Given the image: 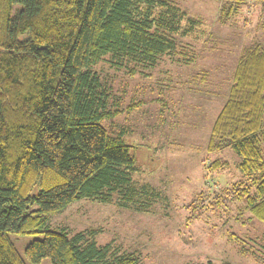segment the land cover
<instances>
[{
    "label": "trees",
    "instance_id": "16d2710c",
    "mask_svg": "<svg viewBox=\"0 0 264 264\" xmlns=\"http://www.w3.org/2000/svg\"><path fill=\"white\" fill-rule=\"evenodd\" d=\"M251 1L264 12V0H215L219 20L233 21ZM199 24L176 0H0V264H25L10 235L42 236L24 249L32 264L140 263L112 242L98 245L94 230L54 231L48 219L81 200L136 213L165 200L134 180L135 147L124 133L104 127L121 111L94 67L105 57L129 75L165 56L191 65L196 55L177 37ZM193 78L203 83L206 73ZM205 150L235 153L241 176L211 199V208L220 199L264 223L261 43L240 50ZM223 167L217 159L205 170Z\"/></svg>",
    "mask_w": 264,
    "mask_h": 264
},
{
    "label": "rangeland",
    "instance_id": "374dc122",
    "mask_svg": "<svg viewBox=\"0 0 264 264\" xmlns=\"http://www.w3.org/2000/svg\"><path fill=\"white\" fill-rule=\"evenodd\" d=\"M176 2L200 21L191 34L177 37L194 51L195 63L183 65L165 56L152 68H137L134 75L114 69L108 57L94 67L121 111L104 127L124 133L126 143L135 147L134 180L149 184L165 200L148 213L81 200L52 215L49 229L70 234L94 230L98 245L112 242L120 251L136 254L139 264H264V223L220 199L217 207L209 205L218 194L224 196L221 189L241 178L239 158L230 150H205L240 50L255 41L264 45V12L251 1L236 19L223 23L215 0ZM189 26L183 23L185 29ZM202 73L203 83L193 78ZM217 159L227 167L207 173L206 165ZM9 238L25 264H32L24 249L42 236ZM39 264L51 263L43 259Z\"/></svg>",
    "mask_w": 264,
    "mask_h": 264
}]
</instances>
